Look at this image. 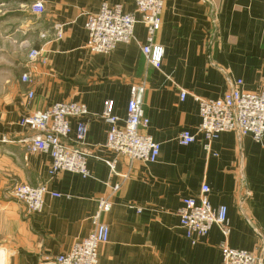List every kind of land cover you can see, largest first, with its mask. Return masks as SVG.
Wrapping results in <instances>:
<instances>
[{
  "label": "crops",
  "instance_id": "1",
  "mask_svg": "<svg viewBox=\"0 0 264 264\" xmlns=\"http://www.w3.org/2000/svg\"><path fill=\"white\" fill-rule=\"evenodd\" d=\"M30 1L45 7L31 31L30 51H39L42 61L28 58L21 75L9 79L0 109V248L6 264H52L90 235L103 198L112 208L101 217L109 235L99 247V264H222L223 244L258 252L264 237V138L256 142L225 132L207 149L195 97L220 99L238 81L245 92L264 88V0H166L155 36L165 50L161 70L142 52L147 29L141 23L133 41L109 55L87 47L86 16L104 2L139 16L134 0ZM55 23L63 25L61 39ZM25 73L28 83L21 82ZM139 85L145 87L149 119L144 133L161 146L156 163L131 161L105 147L110 126L101 118L104 102L114 101L123 125ZM64 101L82 103L89 113L70 120L72 137L80 121L89 122V178L69 172L50 176V155L31 153L24 142L31 133L19 125L21 118ZM184 131L196 142L181 145ZM114 159L115 173L105 163ZM18 183L46 185L61 197L47 195L43 211L29 215L12 195ZM203 185L213 208H227L230 234L214 226L193 243L178 211L184 199L199 198Z\"/></svg>",
  "mask_w": 264,
  "mask_h": 264
},
{
  "label": "built area",
  "instance_id": "2",
  "mask_svg": "<svg viewBox=\"0 0 264 264\" xmlns=\"http://www.w3.org/2000/svg\"><path fill=\"white\" fill-rule=\"evenodd\" d=\"M136 14L127 13L120 4L110 5L104 2L97 13L86 16L85 29L88 34V49L97 54L109 55L118 45L128 44L134 39L137 24L145 25L147 42L142 52L147 63L156 70H161L165 50L155 42V36L162 26V12L166 0H134ZM35 15L45 13L42 1L31 6ZM56 39L63 36V25H53ZM30 61H39L40 52L33 49L29 52ZM42 61V59H41ZM45 59L43 60V62ZM23 83L30 82L28 73L22 75ZM238 81L232 89L220 99H203L195 97L199 103L201 123L198 132L206 139V148L220 134L237 132L242 136H251L256 142L264 138V88L259 92H245ZM145 87L139 85L133 89L127 106V116L123 125L114 114L115 103L104 102L101 118L110 126L105 147L117 156L127 157L131 161L156 163L160 157L161 146L145 134L149 127V119L144 111ZM29 99L34 94L29 92ZM186 92L181 93L184 100ZM89 115L87 107L79 102L64 101L44 110L32 112L21 118L19 125L31 133L25 145L31 153H46L52 159L49 175L54 177L60 172H69L89 178L88 153L85 149L89 122L80 121L74 136L70 120ZM181 145L187 146L196 142L195 135L184 131L179 137ZM110 170L115 173L117 160H105ZM115 191L119 189L116 186ZM209 187L203 185L198 199L186 198L178 211L180 226L186 237L196 243L205 237L214 226H218L224 236H229L227 208H213L209 199ZM12 195L24 206L27 214L41 213L45 205V197H61L51 192L46 185L31 186L18 183L12 189ZM112 208L108 198L99 201L98 211L92 217L93 231L86 238L77 240L72 249L65 254L50 260L52 264H99V247L108 242L109 229L101 217ZM222 264H264V237L258 252L238 250L223 244L221 247ZM0 264H6L5 253L0 248Z\"/></svg>",
  "mask_w": 264,
  "mask_h": 264
},
{
  "label": "rangeland",
  "instance_id": "3",
  "mask_svg": "<svg viewBox=\"0 0 264 264\" xmlns=\"http://www.w3.org/2000/svg\"><path fill=\"white\" fill-rule=\"evenodd\" d=\"M32 4L31 1L25 4L20 0H0V109L5 86L11 77L21 75L33 48L31 31L40 15L32 13Z\"/></svg>",
  "mask_w": 264,
  "mask_h": 264
},
{
  "label": "trees",
  "instance_id": "4",
  "mask_svg": "<svg viewBox=\"0 0 264 264\" xmlns=\"http://www.w3.org/2000/svg\"><path fill=\"white\" fill-rule=\"evenodd\" d=\"M20 1L26 4L29 2V0H20Z\"/></svg>",
  "mask_w": 264,
  "mask_h": 264
}]
</instances>
